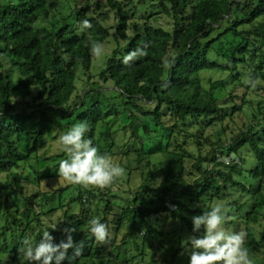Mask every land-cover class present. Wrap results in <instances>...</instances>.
<instances>
[{
	"label": "trees",
	"instance_id": "obj_1",
	"mask_svg": "<svg viewBox=\"0 0 264 264\" xmlns=\"http://www.w3.org/2000/svg\"><path fill=\"white\" fill-rule=\"evenodd\" d=\"M51 1L4 0L0 5V264H32L20 251L25 237L31 239L33 246L39 243L45 230L51 233L56 244L66 239L64 231L45 225L42 219L64 209L63 199L54 202L57 195H42L38 201L40 194L30 199L28 191H24L25 184H36L35 187L40 188L44 180L54 178L55 171H59L58 158H67L63 151L37 160L48 147V135L54 140L55 132H62L60 120L65 118L75 123L87 122V133L93 145L98 146L99 154L112 159L121 152L127 157L133 155L132 161L139 169L153 167L154 176L148 175L146 182H152L157 176L161 178L156 188L146 191L145 184L140 192L125 199L127 205L124 207L118 202L122 193H126L121 186L120 194L116 196L109 195L111 189L118 188L114 184L102 190L92 186L80 189L70 204H80L82 211L91 206L93 200H100L103 206L91 214L108 225L111 246L96 241L90 231L89 234L82 232L76 241L84 240V254L73 264H134L137 256L132 255V248L144 255L146 239L153 237L152 240L157 242L153 235H145L142 245L138 242L142 228H148L146 234L150 233L148 220L152 217L168 215L180 221L191 234L200 235L193 233L191 217L182 213L186 211L196 216L209 211L208 204L231 186L246 191L234 177L241 175L239 151L244 147H248L257 159L251 175L259 180L258 188L250 194L254 201L245 219L249 223H258L259 215L264 213V102L259 103L263 126L249 125L246 131L232 139L230 145L220 143V138L218 148L205 157H194L179 143L178 151H171V147L172 138L189 125H196L194 137L201 146L200 138L205 128L234 116L246 103L242 99L241 105L224 106L221 92L226 83L209 79V87H204L202 71L228 70L230 77L240 82L239 67L251 62L255 66L250 72L253 81H264V0H155L161 12L173 19L172 31L147 23L131 26V17L122 4L108 0L109 7L119 16L117 36L127 44L112 53L99 75L104 83L112 82L113 91L117 93L103 99L107 106L99 100L87 104L90 92L75 102L73 97L77 91L79 69L86 73L91 70L94 59L91 42L99 41L104 45L110 31L97 18L88 19L92 28L87 30L71 29L65 19L60 27L40 26L39 20L50 17ZM101 16L108 19L105 14ZM71 18L76 16L72 14L68 20ZM78 20L82 21L81 18ZM131 28L134 31L132 37L128 35ZM145 45L147 55L128 65L123 63L128 53ZM210 54L218 59L222 57L225 64L210 62ZM169 56L170 67H166ZM5 60L9 61L11 71L19 72L18 78L4 69L2 61ZM93 97L97 98L96 95ZM27 100H31V104L25 103ZM125 114L128 124L122 131L130 135L132 146L129 144V148L122 151L107 127L110 117ZM99 125L102 126L100 130ZM153 136L159 141L145 149L146 139ZM104 140L111 142L108 150H101ZM217 150L221 155L234 154L235 159L231 164L220 163L213 157ZM158 157L162 159L153 163ZM185 158L192 162L196 176L193 183L184 177ZM35 160L38 169L34 165L25 167ZM47 162L55 163V167H45ZM211 162L215 165L208 169L205 165ZM123 177L118 180L122 181ZM130 193L132 191L127 194ZM197 204L203 206L196 208ZM233 204L239 210L244 209L243 205ZM72 208L69 205L64 212V228L79 230L87 226L90 217L85 213L90 209L76 216ZM123 224L128 227V232L115 245ZM87 228L90 229V225ZM248 238L246 247L258 250L260 245H256L250 236ZM261 246H264V238ZM71 254L70 250L69 256ZM180 262L174 254L168 264H182ZM63 264L70 262L65 260ZM253 264H264V259L256 258Z\"/></svg>",
	"mask_w": 264,
	"mask_h": 264
},
{
	"label": "rangeland",
	"instance_id": "obj_2",
	"mask_svg": "<svg viewBox=\"0 0 264 264\" xmlns=\"http://www.w3.org/2000/svg\"><path fill=\"white\" fill-rule=\"evenodd\" d=\"M3 1L4 0H0V5ZM113 1L121 3L125 10L129 13L131 17L129 24L131 26H142L143 24L147 23L154 27H161L167 31L173 30V19L161 12L155 0ZM49 11V19L39 20L38 24L40 26L52 29L53 26L56 25L60 27L64 22L68 21L67 24L71 26V29H73L74 27L81 30L79 26L80 20H78V18H81L82 20L97 18L102 26L110 31V37L104 44V54L99 59L93 57L94 59L90 72L86 73L82 68L79 69L76 80L77 91L73 97V102H75L79 97L84 96L86 92H90L91 94L90 96H88L89 98L87 99V104L92 103L94 100H99L103 104V106H107V103L103 102V99H105L106 96L112 98L117 93L113 91L114 87L112 85V82L104 83L102 80H100L99 75L106 67L107 61L111 57L112 53L116 49L124 47L127 44L126 42L120 40L117 36L116 26L119 21L118 14L109 7L108 0H52L49 5ZM72 14L76 16V18H71L68 20V17ZM78 14L80 16H78ZM102 14L107 15L108 19H104V16H101ZM128 35L131 37L134 35V31L132 28L129 29ZM169 60L170 56L166 59V64L169 63ZM209 61L218 63L219 65L225 64V60L222 57L221 59H218L215 58L212 54H210L209 56ZM2 65L4 69L10 71L12 76H14L15 78H18L20 76L19 72H17L16 70L11 71L12 68L9 65V61H2ZM254 68L255 66L251 62H248L246 65L240 66V82L232 79L228 70L224 71L221 68H215L202 71L201 76L204 79V87H209V79H212L213 81H224L226 83L224 91L221 92V99L223 103H226L224 106H226L227 108H232L234 107V105H241L242 99L245 100L246 103H244V106H242L241 111L236 112L234 116L225 119L222 123H215L209 128H205L200 138L201 146L197 145V140L194 137V134L197 133L196 125L187 126L183 132L175 135L172 138L174 141L172 143L171 151H178L177 146L179 143V145H182L187 153H190L194 157H205L211 150L218 148L217 142L220 138V143H223L224 145H230L232 143V139L240 135L242 131H246L249 125H254L256 126V128L259 126L261 128V126H263V122L261 120L262 115L261 113H259V103L264 102V81L259 79V83L256 84V87H252L249 81H253L250 72H253ZM94 95H96L97 98L94 99ZM231 95L233 98H230ZM25 103L31 104V100H27L25 101ZM17 108L19 109V107ZM108 122L109 125L107 128L110 127L112 136L114 137L115 142L119 144L120 149H122V151L126 150L127 148H129V144L131 147L132 145L130 141V135L122 131L128 124L127 114L120 117H110ZM60 123L63 124L62 132H55L54 129L52 131V134H54L55 132L54 140H50L51 138L48 135V147L46 148V150L40 153L39 156H37V160L43 157L50 158L51 156L63 153L62 146L57 143L58 138L77 122L75 123L74 120L72 121L71 119L69 120L68 118H65L60 120ZM101 125H99V130L103 126ZM124 133H126V135ZM219 133L222 134H220L219 136ZM85 135L86 138H90L88 133H86ZM158 141L159 140L156 136H153V138L150 140L146 139L147 144L145 149L151 147L152 145H155ZM110 143L111 142L108 140L102 141L101 150H105V148H107L108 150ZM119 152L120 151H118V153ZM123 153L121 152V154L119 153L117 157H114L113 162L119 164L121 167L127 168L125 174L123 175V178L125 179H123L122 181L117 180L114 183V186L118 188L111 189V193H109V195H119V187L121 186V190L126 191V193H122L121 199H118V202H120L124 207L127 205V201L125 199L130 198L132 197V195L140 192L141 188H143L145 184L146 191L156 188L161 178L157 176L154 177L152 182H146L145 180L147 177H149L148 175L151 174L152 176H154L152 165H149V167L146 166L144 167V169H139L136 162L132 161L134 159V156L131 155L130 157H127ZM214 156L218 162L224 163L225 165L231 164V161L235 159L234 154L229 156H227L226 154L221 155L218 150L215 151L213 157ZM65 157L66 156L58 158L57 162L59 163V161L65 159ZM239 157L242 160L241 175H235L234 177L237 181L241 182L246 191L244 192L242 188L231 186L227 191H224L225 194H223L221 197L214 198L208 205L210 208H212L214 203L223 202L229 208V212L227 213V215L230 217V219H228L224 225L225 229L230 232H246L247 236L245 247L246 243L249 241V236L250 239L253 240L254 243H256V245H260L259 249L254 251L247 248L250 258L254 262L256 258L261 260L264 259V246H261L262 240L264 238V213H261V215H259V220L256 224L246 221L245 216L247 211L250 210L254 201V196L250 194L253 193V190L257 189L259 186V180L255 179L251 175V171L257 166V159L254 154L249 151L248 147H244L239 151ZM161 159V157H158L153 161V163ZM35 161H33L31 164L25 165V167H30L31 165L36 166L37 161ZM184 163L186 167L184 177L188 182L193 183L196 176L194 170L191 167L192 162L188 158H185ZM54 165L55 163L52 164L51 162L45 163V167L49 166L50 168H52L55 167ZM214 165L215 163L211 162L210 164H206L205 166L208 169H212ZM36 167L38 169V166ZM55 175L56 176L54 178L44 180L40 188L35 187L36 184H25L24 187V191H28L27 197L30 199L33 196H37L35 194L41 195V197L37 198L38 201L43 198L42 195H48L49 197L57 195L54 202H59L60 198L63 199L62 203L64 209L58 210L50 218L43 217L42 219L45 220V225L50 226L57 231H64V212L69 205L73 207L72 213L76 216L82 214V211H86V209L89 208L90 211L86 212L85 214H87V216L91 219L93 217V214H91V212L94 213L97 207H101L100 205H102V203H99L100 200H93L91 202L92 204L90 203L91 206H86L85 210L80 211V204L79 206H72V204H70V201L72 197H77L80 189L85 188V186H82V188L81 186H79L78 188V186H76L75 184H71L63 180L59 177L58 170L55 171ZM86 188L88 189L89 187ZM64 189L66 190L64 192H61V190ZM99 189L102 190L103 188ZM56 191H58L59 193H56ZM129 191H132V193L127 194L129 193ZM262 193L264 194V186L262 188ZM234 202H236L238 205H243L244 209L239 210L237 206L233 204ZM202 206L203 205L197 204L195 207L199 208ZM117 210L120 211L121 209L117 208ZM183 212L184 213H182V215L184 214L186 217L189 216L192 218L193 216H195L194 214H189L186 211ZM148 223L150 226V233L146 234L148 228H142V233L139 235L138 242L140 245H142V238L145 235H153L155 238H157V242L152 240L153 237H149V239L147 238V244L144 248V255H141L139 251H134L132 248V255L137 256L134 264H168L174 254H177V259L178 261H181L180 263L189 264L190 246L187 243V238L194 234H191L188 229L183 227L180 221L174 220L168 215L152 217L148 220ZM88 226L89 224L84 228L77 230L73 234V238L75 241L82 232H86L87 234H89L90 229L87 228ZM159 231H161V233H159ZM127 232L128 227L123 224L120 232H118L116 236L115 245L120 243ZM112 233L113 232L111 230V234ZM105 244H110L111 246V243H109V241L105 242ZM182 253L184 254L182 255Z\"/></svg>",
	"mask_w": 264,
	"mask_h": 264
},
{
	"label": "clouds",
	"instance_id": "obj_3",
	"mask_svg": "<svg viewBox=\"0 0 264 264\" xmlns=\"http://www.w3.org/2000/svg\"><path fill=\"white\" fill-rule=\"evenodd\" d=\"M81 30L92 28L88 19H83L79 24ZM147 46L138 47L123 58L125 65L137 58L147 55ZM105 47L99 41L91 42L93 57L99 59ZM170 67V64H166ZM253 88L259 81H249ZM89 131L87 122H79L71 126L59 136L57 143L67 154L66 159L59 161L58 175L63 180L71 183L105 188L112 186L125 174V169L113 162L110 156L99 154L98 148L93 145L90 138H86ZM229 208L223 203H214L209 211L202 215L193 216V233L187 238L190 246L189 264H253L249 251L245 247L247 233L244 231L230 232L224 225L230 217L227 215ZM90 232L96 241L105 243L110 238L109 227L101 222L98 217L88 221ZM75 227L65 228L66 239L59 244L54 243V237L45 230L39 243L33 246L30 238L23 240L24 247L20 249L23 256L32 264H63L68 260L70 264L77 261L84 254L85 242L75 241L73 234ZM72 254L69 256V251ZM187 250V249H186ZM184 253H182L183 255Z\"/></svg>",
	"mask_w": 264,
	"mask_h": 264
}]
</instances>
